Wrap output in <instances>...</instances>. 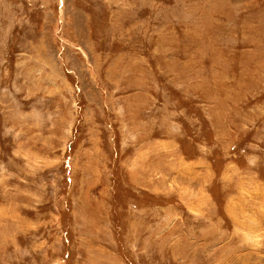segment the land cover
I'll list each match as a JSON object with an SVG mask.
<instances>
[{
    "label": "rangeland",
    "instance_id": "374dc122",
    "mask_svg": "<svg viewBox=\"0 0 264 264\" xmlns=\"http://www.w3.org/2000/svg\"><path fill=\"white\" fill-rule=\"evenodd\" d=\"M0 264H264V0H0Z\"/></svg>",
    "mask_w": 264,
    "mask_h": 264
}]
</instances>
